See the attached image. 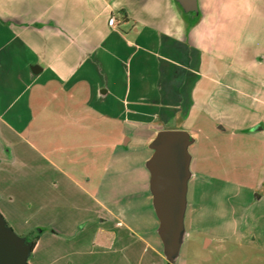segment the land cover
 Segmentation results:
<instances>
[{
    "label": "crops",
    "instance_id": "crops-1",
    "mask_svg": "<svg viewBox=\"0 0 264 264\" xmlns=\"http://www.w3.org/2000/svg\"><path fill=\"white\" fill-rule=\"evenodd\" d=\"M232 3L239 6L230 12ZM199 8L201 19L190 26L175 0H0V170H7L0 182L32 171L16 151L13 137H20L57 172V190L68 182L110 215L92 207L86 218L95 217V240L110 246L124 239L118 228L126 225L91 188L119 163L116 156L132 153L139 161L148 147L146 164L160 132L185 131L188 187L200 174L192 147L201 134L229 136L243 149L247 141L264 156V0H199ZM235 18L255 25L225 26ZM150 129L154 134L145 140ZM46 131L45 142L59 144L54 150L36 143ZM125 167L118 173L129 175L130 188L150 187L147 165L143 177L128 162ZM258 175L250 187L259 191L257 210L247 221L252 246L240 250L250 256L244 264H264V228L257 226L264 219V160ZM10 189L0 188L2 214L7 201H25L26 190ZM61 220L54 236H75L74 223ZM21 230L29 234L34 227ZM212 243L207 237L206 247Z\"/></svg>",
    "mask_w": 264,
    "mask_h": 264
},
{
    "label": "rangeland",
    "instance_id": "rangeland-1",
    "mask_svg": "<svg viewBox=\"0 0 264 264\" xmlns=\"http://www.w3.org/2000/svg\"><path fill=\"white\" fill-rule=\"evenodd\" d=\"M238 6V3L230 4L229 11H235ZM185 18L192 19L195 15L188 14ZM252 23L255 25L250 18L238 21L235 18L227 21L225 26H251ZM154 131H147L144 139L151 138ZM40 135L35 134L37 138ZM210 135V139H205L204 134L199 135L198 143L192 147L200 174L186 191L183 199L184 221L180 227L177 223L168 226L164 212L157 206L153 188L148 184L147 188H134L133 185L130 188L129 175L118 173L126 168L128 162L132 170L137 169L143 177L146 166L143 158L150 156L151 150L143 147L139 161H135L137 157L132 153L129 157L116 156L115 161L119 162L116 167H112L107 177L91 188L108 204L117 220L121 217L126 225L118 228L120 237L124 239L119 238L115 245L110 246L103 244L102 240H95L92 232L98 223L95 217L91 223L86 219L92 207L98 208L99 214L110 215L83 192L72 189L68 182L60 184V189L66 190H57L53 184L59 177L57 172L25 141L14 136L21 162L31 163L33 167L28 175H5L7 178L0 182V188L9 186L16 194L19 193L17 190H26L25 201L17 197V200L3 204L6 210L3 205L1 207L8 225L20 236L32 241L40 235L41 230L44 231L27 255L29 264H244L242 259L250 256L241 254L240 250L252 246L253 226L252 223L248 225L247 221L257 210L256 192H259L252 191L250 187L259 181L258 169L264 160L263 149L247 141L243 149L242 142L234 141L229 136L219 133ZM48 136L50 132H43L36 143L46 151L54 150L55 145L59 144L46 143ZM2 150L0 147V154H3ZM7 164L4 161L2 167H7ZM100 168L103 169V166ZM3 171L7 172L6 169L0 170ZM134 172L131 173L132 180L135 178ZM147 175L149 178V172ZM63 197L67 200H63ZM51 198L55 205L51 206ZM26 202L34 206L23 207ZM39 204L43 206L39 208ZM7 210H11V213ZM56 219L66 220L71 226L74 223L77 227V230L75 226L72 229L75 236H54L53 229L58 225ZM257 226L264 228V219ZM25 227H34V232L23 233L21 229ZM127 227L131 228L130 234ZM207 237L213 238L209 247H206ZM258 241L255 242L258 244ZM155 249L163 251V255ZM167 256L173 262L168 263L164 258Z\"/></svg>",
    "mask_w": 264,
    "mask_h": 264
},
{
    "label": "water",
    "instance_id": "water-1",
    "mask_svg": "<svg viewBox=\"0 0 264 264\" xmlns=\"http://www.w3.org/2000/svg\"><path fill=\"white\" fill-rule=\"evenodd\" d=\"M175 1L186 14L200 13L199 0ZM188 142L185 131L164 130L153 143L156 151L146 163L151 173L150 188L155 192L157 206L164 212L168 226L177 223L180 227L184 221L183 199L190 177ZM32 246L33 242L17 234L0 212V264H29L27 255L32 252Z\"/></svg>",
    "mask_w": 264,
    "mask_h": 264
},
{
    "label": "trees",
    "instance_id": "trees-1",
    "mask_svg": "<svg viewBox=\"0 0 264 264\" xmlns=\"http://www.w3.org/2000/svg\"><path fill=\"white\" fill-rule=\"evenodd\" d=\"M176 2V1H175ZM177 3V2H176ZM178 4V3H177ZM178 6H179V8H180V10H181V13L183 14V16H184V18L185 17H187V15L188 14H186L183 10H182V8L180 7V5L178 4ZM190 14H194L195 15V18H192V19H187L188 21V24L190 25V26H193V25H196L199 21H200V19H201V13H199L198 15H196L194 12H192V13H190ZM186 19V18H185ZM38 237L39 236H36L33 240H32V242H33V246H32V248H34V246H35V244H36V241H37V239H38Z\"/></svg>",
    "mask_w": 264,
    "mask_h": 264
},
{
    "label": "built area",
    "instance_id": "built-area-1",
    "mask_svg": "<svg viewBox=\"0 0 264 264\" xmlns=\"http://www.w3.org/2000/svg\"><path fill=\"white\" fill-rule=\"evenodd\" d=\"M109 24L112 26L116 24V18L114 16L109 19Z\"/></svg>",
    "mask_w": 264,
    "mask_h": 264
}]
</instances>
